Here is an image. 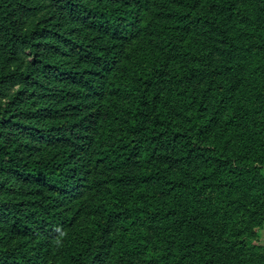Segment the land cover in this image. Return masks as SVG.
I'll return each instance as SVG.
<instances>
[{
    "label": "trees",
    "instance_id": "trees-1",
    "mask_svg": "<svg viewBox=\"0 0 264 264\" xmlns=\"http://www.w3.org/2000/svg\"><path fill=\"white\" fill-rule=\"evenodd\" d=\"M263 226L264 0H0V264H264Z\"/></svg>",
    "mask_w": 264,
    "mask_h": 264
},
{
    "label": "rangeland",
    "instance_id": "rangeland-1",
    "mask_svg": "<svg viewBox=\"0 0 264 264\" xmlns=\"http://www.w3.org/2000/svg\"><path fill=\"white\" fill-rule=\"evenodd\" d=\"M88 222H89L88 219L85 218L83 219V221L80 222V224H85ZM263 229H264V226L262 228L257 229L258 239L262 244H264V240H262V238H264Z\"/></svg>",
    "mask_w": 264,
    "mask_h": 264
},
{
    "label": "crops",
    "instance_id": "crops-1",
    "mask_svg": "<svg viewBox=\"0 0 264 264\" xmlns=\"http://www.w3.org/2000/svg\"><path fill=\"white\" fill-rule=\"evenodd\" d=\"M263 235H264V229H263ZM262 240H264V238H262Z\"/></svg>",
    "mask_w": 264,
    "mask_h": 264
}]
</instances>
